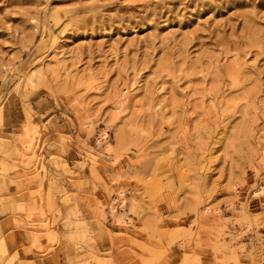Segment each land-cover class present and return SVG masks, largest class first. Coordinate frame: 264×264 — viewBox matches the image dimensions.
<instances>
[{
  "label": "rangeland",
  "instance_id": "obj_1",
  "mask_svg": "<svg viewBox=\"0 0 264 264\" xmlns=\"http://www.w3.org/2000/svg\"><path fill=\"white\" fill-rule=\"evenodd\" d=\"M261 188L264 0H0V264H264Z\"/></svg>",
  "mask_w": 264,
  "mask_h": 264
},
{
  "label": "bare ground",
  "instance_id": "obj_2",
  "mask_svg": "<svg viewBox=\"0 0 264 264\" xmlns=\"http://www.w3.org/2000/svg\"><path fill=\"white\" fill-rule=\"evenodd\" d=\"M61 62V61H60ZM59 61H58V63H60ZM40 63V62H39ZM62 64V63H61ZM42 65V64H41ZM40 66V65H39ZM66 66V65H65ZM65 66H61L60 67V65L58 66L59 68H57L58 70H63L65 73L67 72V70H66V68H65ZM41 67V68H40ZM38 69L39 70H37V71H35V72H33L31 75H29L28 77H27V83L29 84V85H32V86H34L35 84H36V82L37 81H39L43 76H45V73H46V70L47 69H45L44 67L42 68V66H40ZM48 71V70H47ZM51 71V70H50ZM68 73V72H67ZM47 74V73H46ZM123 96V98H124V101H126V100H128V96H127V93H125V94H123L122 95ZM119 137V136H118ZM107 138H108V133H107V131H102V134H101V139L102 140H105V141H107ZM118 141V140H117ZM107 145H109V144H107ZM257 194H264V188H261V189H259L257 192H256ZM133 202V201H132ZM134 203H136V202H134ZM133 203V204H134ZM110 204V203H109ZM122 204H125V199H123L122 200ZM130 204V203H129ZM132 203H131V206H135V205H133ZM128 207V206H127ZM129 208V210H127ZM127 209H125L124 211L125 212H127V211H132V209L130 208V206L128 207ZM134 208H136V207H134ZM111 211H114L115 210V208H114V206H110V208H109ZM134 210V209H133ZM117 219H118V217H117ZM119 224H121V222L122 223H124L123 221H125V217L123 218V215H121L120 217H119ZM118 222V221H117ZM116 222V223H117ZM7 248H6V246H5V243L4 242H0V261H1V259L4 257V255L7 253Z\"/></svg>",
  "mask_w": 264,
  "mask_h": 264
}]
</instances>
